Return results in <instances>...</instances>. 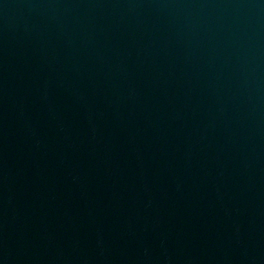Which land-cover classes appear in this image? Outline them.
Listing matches in <instances>:
<instances>
[{
  "label": "water",
  "instance_id": "obj_1",
  "mask_svg": "<svg viewBox=\"0 0 264 264\" xmlns=\"http://www.w3.org/2000/svg\"><path fill=\"white\" fill-rule=\"evenodd\" d=\"M0 264H264V0H0Z\"/></svg>",
  "mask_w": 264,
  "mask_h": 264
}]
</instances>
